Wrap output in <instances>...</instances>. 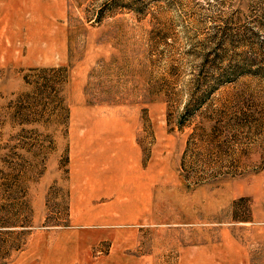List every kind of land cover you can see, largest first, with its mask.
<instances>
[{
  "label": "rangeland",
  "instance_id": "374dc122",
  "mask_svg": "<svg viewBox=\"0 0 264 264\" xmlns=\"http://www.w3.org/2000/svg\"><path fill=\"white\" fill-rule=\"evenodd\" d=\"M21 9L0 264H264V0Z\"/></svg>",
  "mask_w": 264,
  "mask_h": 264
},
{
  "label": "crops",
  "instance_id": "0c3cea01",
  "mask_svg": "<svg viewBox=\"0 0 264 264\" xmlns=\"http://www.w3.org/2000/svg\"><path fill=\"white\" fill-rule=\"evenodd\" d=\"M28 2L32 5L35 0H28ZM23 3L24 0H0V53L3 54V57L12 51H19L11 48L12 45H19L18 40L11 41L8 39L6 31L8 28L17 27L16 25L13 27L8 26V22H19ZM47 5H51V0H47ZM87 191L88 189L86 188ZM93 191L98 193L97 188Z\"/></svg>",
  "mask_w": 264,
  "mask_h": 264
},
{
  "label": "trees",
  "instance_id": "16d2710c",
  "mask_svg": "<svg viewBox=\"0 0 264 264\" xmlns=\"http://www.w3.org/2000/svg\"><path fill=\"white\" fill-rule=\"evenodd\" d=\"M205 99H207L206 96L200 95L199 98H196V100H194V102L191 100L188 101L185 105L184 112L182 113V116H186L187 114L189 116V114L195 113L205 103Z\"/></svg>",
  "mask_w": 264,
  "mask_h": 264
},
{
  "label": "bare ground",
  "instance_id": "6f19581e",
  "mask_svg": "<svg viewBox=\"0 0 264 264\" xmlns=\"http://www.w3.org/2000/svg\"><path fill=\"white\" fill-rule=\"evenodd\" d=\"M143 196V195H142ZM143 204V203H142Z\"/></svg>",
  "mask_w": 264,
  "mask_h": 264
}]
</instances>
